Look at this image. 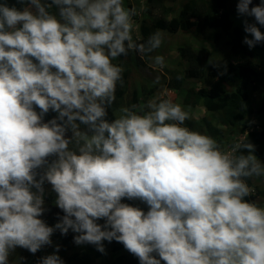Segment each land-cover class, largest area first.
<instances>
[{
    "label": "clouds",
    "instance_id": "1",
    "mask_svg": "<svg viewBox=\"0 0 264 264\" xmlns=\"http://www.w3.org/2000/svg\"><path fill=\"white\" fill-rule=\"evenodd\" d=\"M20 2L0 3V264L17 248L51 245L57 230L101 253L104 241L121 243L140 264H264V206L250 201L248 183L264 178V163L252 143L222 146L190 129L197 106L164 98L167 90L107 119L124 83L113 61L135 51L162 67L151 53L164 31L134 39L139 11L124 0ZM252 4H237L255 20H244L250 49L264 43V0ZM49 111L57 116L44 122ZM45 194L64 213L54 227L40 218ZM40 264L63 261L53 254Z\"/></svg>",
    "mask_w": 264,
    "mask_h": 264
},
{
    "label": "trees",
    "instance_id": "2",
    "mask_svg": "<svg viewBox=\"0 0 264 264\" xmlns=\"http://www.w3.org/2000/svg\"><path fill=\"white\" fill-rule=\"evenodd\" d=\"M238 2L239 0H146L139 26L140 43L145 42L157 29H161L164 33L188 35L199 43L208 45L209 48L202 47L200 50L191 45L180 47L178 66L176 69L166 68L167 87L176 92L178 99L180 95L187 107L194 109L197 106L198 110L206 111V115L200 118V121L185 122L191 128L199 127V132H207V135L217 139L222 146L230 144V138L236 137L252 143L255 146L254 154L259 159V156L261 157L259 148L264 145V124L256 125L252 114L264 117V43L252 49L243 43L246 33L244 23L241 21L247 19L249 23H255V20L252 17L239 16ZM261 2L262 0H253L252 6H257ZM0 3H7L8 6L18 9L27 6L20 0H0ZM257 26L264 33V26ZM219 43L225 44L227 51L229 49V55L220 67L213 59L215 46ZM126 57L121 56L113 61L114 64L118 61L117 65L124 69L122 73L124 83L122 87L118 84L116 102L108 109L107 119L110 122L115 118V109L138 103L141 99L146 102L152 98L149 95L156 91L148 84H143L142 88L138 91L135 89L130 94L131 69L128 68L127 60L124 61ZM192 80L196 82L195 86L187 91L186 85L190 81L193 82ZM257 94L261 95L260 105L253 111V97ZM36 110L40 111L38 108ZM56 116L57 113L49 111L44 117V122ZM71 135L69 131L67 136ZM248 183L255 187L256 196L264 197V188L255 186V179L249 180ZM52 200V197L48 198V202L53 206L51 211L43 215L48 226L50 221L59 220L64 215ZM76 235L78 234L70 230L67 236L58 240L67 264H98V261L103 259V253L94 245L75 244ZM106 243L109 251L115 255L110 264H140L137 257L123 252L127 250L121 243L116 241ZM19 252L21 251L17 248L12 253L13 261L18 258L14 254ZM19 256L22 258L18 264H40L42 258L48 255L41 248L35 254L24 250ZM156 258L159 259L158 256ZM161 264L165 262L161 261Z\"/></svg>",
    "mask_w": 264,
    "mask_h": 264
},
{
    "label": "rangeland",
    "instance_id": "3",
    "mask_svg": "<svg viewBox=\"0 0 264 264\" xmlns=\"http://www.w3.org/2000/svg\"><path fill=\"white\" fill-rule=\"evenodd\" d=\"M144 1L145 0H124L125 7L131 8V7L135 6L139 11V15L134 17V20L136 23V27H135L134 32H133L134 39H136L137 35L139 34L140 21L142 20V13L144 12V6H145ZM241 22L244 23V21H241ZM187 45L193 46L194 48H196V50H200L202 47H208L209 48L208 45L199 43L195 39L190 38L188 35L164 33V42H163L162 46L159 49H157L156 51H154L153 53H151V56L162 55L164 57V65L162 67L161 66L150 67L149 65L152 63V61L149 60L148 57H144L145 63H141L138 60V58L140 56L135 51H133L132 56H130V57H128V59H126L127 65L129 63L128 68L130 67V69H131V76H130V81H129V92H130V94L132 93L133 90L136 89L138 91L140 88H142L141 85L148 84L150 86V88L156 89V91L153 94H151V97H154L158 92L164 93L165 90H167V94L165 95L164 98L172 99L176 103L183 102L181 97H179V99H178L176 92H173L172 89L166 87L167 83L165 82L166 77L164 76V74L166 75V68L176 69V66H178L177 65L178 62L180 61L179 49L181 46H187ZM215 49H216V52L213 53V59L215 60L216 65L218 67H220L221 65L224 64V62L226 61L229 54H228L227 48L223 45V43L216 44ZM115 63L118 64V61ZM156 77L160 78L159 84L153 83V81L156 79ZM195 83H196L195 81L188 82L186 85V90L189 91V89H191L193 86H195ZM260 97H261L260 94H257L256 96L253 97V111H256L259 108ZM197 112H198V114L197 113L193 114L194 119L198 120L200 118H203L204 115H206L205 110L200 109ZM252 118H253V121L256 125L262 126L264 124V117L258 116L256 113H254V114H252ZM186 125L188 126V124H186ZM188 127L192 130H195V131H199V129H200L197 126L192 127V128L190 126H188ZM204 133L207 134L206 132H204ZM236 138H230V142H232ZM237 139L240 140L239 138H237ZM259 150L262 151V156H261L260 161L264 162V145L262 147H260ZM53 159H55V157L49 158V160H53ZM255 184H256L255 186H257L258 188H264V178L255 179ZM43 186H45V187L49 186L47 193L51 192L52 186L49 183L45 182V184ZM253 196L254 195L252 194V197H250V201L251 200L256 201L261 206H264V198L263 197H260V196L253 197ZM44 201H45V209H46L45 212L48 213L49 204L47 201V195L46 194L44 195ZM132 201H133V203L130 202L131 206L138 207L145 212H147L149 210V206L147 204H145L144 202H142L141 200L135 199ZM49 211H51V210H49ZM40 218L42 220H44L43 216ZM58 222H59V220H55V221L52 220L48 224H49V226L54 227L55 224ZM97 223L103 225L105 223V220L101 219V220L97 221ZM64 236H67V235L61 234V232L59 230L55 231L51 237L52 244L44 246V247H42V249L44 250V252L47 255H53V254L58 255L62 259L63 264H67L66 260L62 256V246L58 242L59 238L60 237L62 238ZM56 237H58V238H56ZM103 245L105 248V252L102 255L103 259L99 260L98 264H110V262L112 261V259L114 258L115 255L109 251V248L107 246L106 241L103 242ZM57 247H59L58 252L56 251ZM18 249L21 252L14 254V255H17V257H18V258L16 257L17 259H15L13 261V259H12L13 254H11L9 257V261H11V264H18L22 258L19 255H21V253L24 250H25V252L27 250L24 248H18ZM127 253H129V252H127Z\"/></svg>",
    "mask_w": 264,
    "mask_h": 264
}]
</instances>
